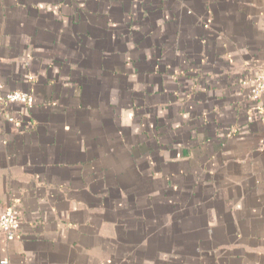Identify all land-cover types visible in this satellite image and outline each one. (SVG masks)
I'll list each match as a JSON object with an SVG mask.
<instances>
[{
	"label": "crops",
	"instance_id": "1",
	"mask_svg": "<svg viewBox=\"0 0 264 264\" xmlns=\"http://www.w3.org/2000/svg\"><path fill=\"white\" fill-rule=\"evenodd\" d=\"M263 66L264 0H0V264H264Z\"/></svg>",
	"mask_w": 264,
	"mask_h": 264
},
{
	"label": "built area",
	"instance_id": "2",
	"mask_svg": "<svg viewBox=\"0 0 264 264\" xmlns=\"http://www.w3.org/2000/svg\"><path fill=\"white\" fill-rule=\"evenodd\" d=\"M249 100L262 101L264 107V66L259 74L254 78L249 90ZM6 103L20 104L30 108L33 104L32 97L24 92L12 91L8 93L4 99ZM20 214L14 207H6L0 213V233L8 241L16 239L19 232ZM1 264H7L2 261Z\"/></svg>",
	"mask_w": 264,
	"mask_h": 264
}]
</instances>
